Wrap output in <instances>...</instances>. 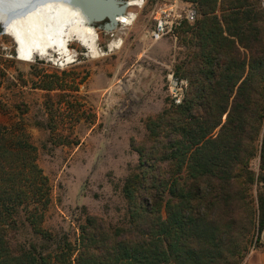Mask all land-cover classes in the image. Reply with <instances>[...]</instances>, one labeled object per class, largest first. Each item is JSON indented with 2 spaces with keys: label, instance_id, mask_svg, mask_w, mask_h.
Here are the masks:
<instances>
[{
  "label": "trees",
  "instance_id": "trees-1",
  "mask_svg": "<svg viewBox=\"0 0 264 264\" xmlns=\"http://www.w3.org/2000/svg\"><path fill=\"white\" fill-rule=\"evenodd\" d=\"M184 1L198 13L180 27L190 51L176 74L189 88L181 104L148 119L144 141L132 140L140 160L123 183L126 218L112 225L87 214L75 242L46 230L51 186L28 158L35 147L23 139L16 149L2 141L3 154L28 162L9 176L11 183L23 174L29 179L28 191L0 180V264H241L256 224L259 242L264 8L259 0ZM256 156L258 171L250 165ZM20 207L35 234L28 245L8 238L4 226Z\"/></svg>",
  "mask_w": 264,
  "mask_h": 264
},
{
  "label": "rangeland",
  "instance_id": "rangeland-1",
  "mask_svg": "<svg viewBox=\"0 0 264 264\" xmlns=\"http://www.w3.org/2000/svg\"><path fill=\"white\" fill-rule=\"evenodd\" d=\"M127 1L130 7L124 15L137 14L131 6H140L142 0ZM173 1L146 0L131 27L113 23L125 43L120 50L101 58L89 57V45L74 29L65 27L53 32L46 48L31 58L40 54L66 57L76 50L78 58H69L64 68L44 59H19L17 38L0 23V143H14V148L17 140L23 139L35 147L28 158L35 160L51 186L42 223L46 230L75 242L87 214L100 216L112 225L126 218L123 183L140 160L132 140L144 141L149 133L148 119L176 104L170 75L184 81V98L189 88V80L176 74L177 66L190 51L180 28L175 35L159 41L149 35L156 7ZM187 3L196 8L194 3ZM99 25H92L97 41L98 31L104 30ZM100 36L103 41L107 39L104 32ZM66 47L68 51L63 54L59 48ZM0 151L3 186L28 191L29 175L18 176L12 183L9 180L21 164L28 162L22 163L7 151L3 154L2 148ZM259 163L256 156L250 165L258 171ZM256 189L254 186V197ZM4 226L12 240L28 245L35 239L22 207ZM256 227L250 231L248 253L241 264L252 252H264V230L258 242Z\"/></svg>",
  "mask_w": 264,
  "mask_h": 264
},
{
  "label": "bare ground",
  "instance_id": "bare-ground-1",
  "mask_svg": "<svg viewBox=\"0 0 264 264\" xmlns=\"http://www.w3.org/2000/svg\"><path fill=\"white\" fill-rule=\"evenodd\" d=\"M8 1L11 2V0ZM136 1L138 0H133L132 3ZM136 16L137 14H133L130 17L124 14L119 15L117 23H125L126 25L123 26L125 28L131 27L134 24ZM35 21L37 24L34 27L33 23H35ZM0 23H3L4 26H6L17 38L20 46V50L18 51L19 59L30 62L35 61L36 59H44L52 61L54 64L58 65V67L61 66L63 68L70 63L68 60L69 58L75 57L77 59L79 54L76 50H72L66 57H60L59 54L57 57H42L40 54L32 59V56L36 51L44 50L46 48L51 42L53 32L61 31L65 27H70L77 31L80 39L89 45L87 54L90 58L96 59L107 56L115 49L120 50L125 43L124 37L117 33L115 28L117 25L112 24L110 25V28H106L105 30L110 37V40L107 42V50L100 48L93 31V24L89 17L81 9L72 7L63 2L44 3L33 8L31 7L28 11L23 12L18 9L16 11L11 9L10 12H2L0 9ZM19 46L17 50L19 49ZM51 48L52 47H50L49 50ZM68 48L59 49L65 54L68 51ZM46 55H48V53L43 56Z\"/></svg>",
  "mask_w": 264,
  "mask_h": 264
},
{
  "label": "built area",
  "instance_id": "built-area-1",
  "mask_svg": "<svg viewBox=\"0 0 264 264\" xmlns=\"http://www.w3.org/2000/svg\"><path fill=\"white\" fill-rule=\"evenodd\" d=\"M181 2L182 0H174L170 4L164 3L156 7L153 14L154 25L153 28H151V30L149 31L150 38L153 41H159L168 35H175L176 31L182 26L184 21H188L189 23L195 22L198 16L197 9L195 7H192V5L187 2H184L183 3L184 5L181 6L180 5ZM259 2L264 8V0H259ZM145 4H146V0H142V4L140 6L139 4H136L134 6H131L132 7L131 9L134 10L138 15L137 10L144 8ZM101 32H104V35L107 36L106 37L107 39L105 41H103L102 37L100 36ZM98 34H99V39L97 41L98 46H100V48L107 50V42L110 40L108 33L105 30H103V31H98ZM116 51L118 50L115 49L111 53ZM17 54H18V50H17ZM169 81L171 83V92H172L173 101L176 104H181L184 100V88H183L184 81H181L180 79L175 77L174 74L170 75Z\"/></svg>",
  "mask_w": 264,
  "mask_h": 264
},
{
  "label": "water",
  "instance_id": "water-1",
  "mask_svg": "<svg viewBox=\"0 0 264 264\" xmlns=\"http://www.w3.org/2000/svg\"><path fill=\"white\" fill-rule=\"evenodd\" d=\"M49 2H63L81 9L89 17L94 27L100 23L99 29L104 30L110 28V25L113 23H116L118 16L124 14L129 6L127 0H11V2L1 0L0 9L2 12H10L11 9H14V11L18 9L23 12L28 11L31 7L33 8ZM36 24L35 21L33 26L35 27Z\"/></svg>",
  "mask_w": 264,
  "mask_h": 264
},
{
  "label": "crops",
  "instance_id": "crops-1",
  "mask_svg": "<svg viewBox=\"0 0 264 264\" xmlns=\"http://www.w3.org/2000/svg\"><path fill=\"white\" fill-rule=\"evenodd\" d=\"M243 264H264V252L254 251L247 258Z\"/></svg>",
  "mask_w": 264,
  "mask_h": 264
}]
</instances>
